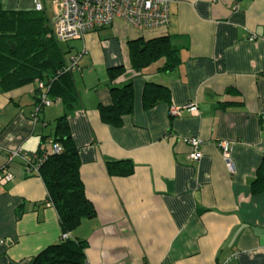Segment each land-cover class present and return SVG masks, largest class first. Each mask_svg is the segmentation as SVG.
<instances>
[{
  "label": "crops",
  "instance_id": "0c3cea01",
  "mask_svg": "<svg viewBox=\"0 0 264 264\" xmlns=\"http://www.w3.org/2000/svg\"><path fill=\"white\" fill-rule=\"evenodd\" d=\"M53 0H43L52 27ZM7 10H33V0H1ZM168 27L142 29L122 19L62 44L66 58L86 51L73 80L78 99L68 125L79 149L81 177L96 217L69 236L87 243V264H264V192L252 183L264 161V0H176ZM169 37L177 66L161 59L133 68L132 44ZM124 69L116 80L111 69ZM147 83L170 91L168 102L146 109ZM132 85L134 109L121 127L104 123L100 107L112 104L111 87ZM53 98H59L52 95ZM40 106L35 84L0 90V264H33L58 244L62 230L39 175L11 149H50L61 98ZM198 112L170 115L171 107ZM203 140L193 161L187 138ZM230 141L235 172L216 146ZM130 162L131 176H111L109 163Z\"/></svg>",
  "mask_w": 264,
  "mask_h": 264
},
{
  "label": "trees",
  "instance_id": "16d2710c",
  "mask_svg": "<svg viewBox=\"0 0 264 264\" xmlns=\"http://www.w3.org/2000/svg\"><path fill=\"white\" fill-rule=\"evenodd\" d=\"M134 44V43H133ZM132 44L133 68L143 71L153 63L164 59L160 71L174 69L179 61L178 51L169 37H160L139 46ZM66 51L54 35L53 27L46 11L7 10L0 0V90L10 91L43 81L50 85L48 95L52 99L61 98L66 114L56 123L54 142L63 148L61 154H52L51 148L38 151L39 156L48 154L47 160L39 167L38 175L44 181L48 199L56 209L60 219L62 236L60 243L53 244L41 251L33 264H87V243L78 238H71L84 220L96 217V209L88 199L81 177L79 149L70 134L68 117L74 110L78 99L72 73L61 72L67 62ZM124 69H111L110 79L116 80ZM112 104L101 106L100 116L104 123L121 127L123 118L134 109V92L131 84L122 88L111 87ZM59 98H53L52 95ZM38 95V93H37ZM170 91L167 87L147 83L143 103L146 109L168 102ZM111 176H131L134 167L130 162L109 163ZM253 193L264 192V161L252 183Z\"/></svg>",
  "mask_w": 264,
  "mask_h": 264
},
{
  "label": "built area",
  "instance_id": "2783aa9c",
  "mask_svg": "<svg viewBox=\"0 0 264 264\" xmlns=\"http://www.w3.org/2000/svg\"><path fill=\"white\" fill-rule=\"evenodd\" d=\"M176 0H53L56 8V19L54 21V35L58 42L65 44L82 39L85 34L99 30L111 25L116 19H122L130 26L142 29H156L168 27L171 24L170 7ZM34 10L41 12L45 10L43 0H33ZM86 54L83 51L79 54L68 56L61 72L76 74L80 70L79 61ZM35 89L38 93L40 106H51L60 101L52 99L48 95L50 85L43 81H35ZM183 111L197 113V105H187L184 107H171L170 115L178 116ZM186 143L192 147L189 155L193 161H199L203 156V140L198 137L186 139ZM216 146L222 154V157L230 173L235 172V166L232 159L233 144L230 141L220 140ZM52 154H61L63 148L52 143ZM48 154L41 156L30 154L21 147L11 149L7 155V164L19 160L25 166L27 174L38 175L39 167L47 160ZM13 176L7 167L0 171V182L6 184L12 180ZM67 234L62 238L66 239Z\"/></svg>",
  "mask_w": 264,
  "mask_h": 264
}]
</instances>
